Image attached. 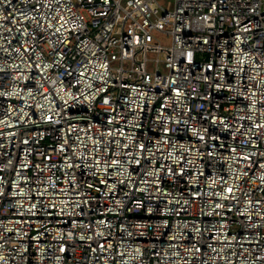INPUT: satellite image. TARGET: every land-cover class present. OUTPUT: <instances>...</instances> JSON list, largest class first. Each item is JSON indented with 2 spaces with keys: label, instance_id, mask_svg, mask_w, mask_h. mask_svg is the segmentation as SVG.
I'll return each instance as SVG.
<instances>
[{
  "label": "built area",
  "instance_id": "2783aa9c",
  "mask_svg": "<svg viewBox=\"0 0 264 264\" xmlns=\"http://www.w3.org/2000/svg\"><path fill=\"white\" fill-rule=\"evenodd\" d=\"M170 5L0 0V264H264V0Z\"/></svg>",
  "mask_w": 264,
  "mask_h": 264
},
{
  "label": "rangeland",
  "instance_id": "374dc122",
  "mask_svg": "<svg viewBox=\"0 0 264 264\" xmlns=\"http://www.w3.org/2000/svg\"><path fill=\"white\" fill-rule=\"evenodd\" d=\"M170 1H171V0H163V4H164V6H165V7H169V6L171 7V5H170ZM163 39H165V38L163 37ZM165 40H166V39H165ZM166 41H167V40H166Z\"/></svg>",
  "mask_w": 264,
  "mask_h": 264
}]
</instances>
